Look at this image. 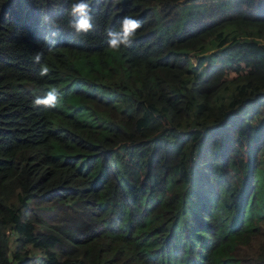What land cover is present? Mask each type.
Instances as JSON below:
<instances>
[{
    "label": "trees",
    "instance_id": "16d2710c",
    "mask_svg": "<svg viewBox=\"0 0 264 264\" xmlns=\"http://www.w3.org/2000/svg\"><path fill=\"white\" fill-rule=\"evenodd\" d=\"M71 2L0 0V264H264V0Z\"/></svg>",
    "mask_w": 264,
    "mask_h": 264
},
{
    "label": "clouds",
    "instance_id": "9594fccd",
    "mask_svg": "<svg viewBox=\"0 0 264 264\" xmlns=\"http://www.w3.org/2000/svg\"><path fill=\"white\" fill-rule=\"evenodd\" d=\"M93 10L89 0H72L68 14L71 19L68 22V28L71 30L74 38L82 37L94 28V16ZM48 17L45 16V19ZM55 27V22H53ZM142 23L134 16L128 14L124 15L120 22L118 28L114 30V27H109L106 29L107 36V47L114 51L120 52L122 46L126 49L132 45V42L137 37V30L141 29ZM58 33L51 32L45 35L44 40L50 46L56 44V39ZM34 63L40 65L39 75L41 77H46L49 75L51 69L47 64L42 63V57L40 53H36L34 56ZM60 92L55 87L48 90H44L42 95H37L33 101V107L43 108L46 110L54 109L59 103Z\"/></svg>",
    "mask_w": 264,
    "mask_h": 264
}]
</instances>
